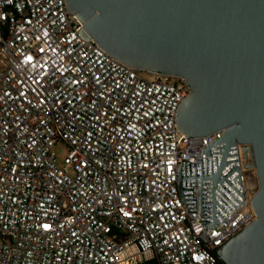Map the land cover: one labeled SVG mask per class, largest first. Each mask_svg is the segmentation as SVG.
Wrapping results in <instances>:
<instances>
[{
  "label": "built area",
  "instance_id": "built-area-1",
  "mask_svg": "<svg viewBox=\"0 0 264 264\" xmlns=\"http://www.w3.org/2000/svg\"><path fill=\"white\" fill-rule=\"evenodd\" d=\"M82 25L65 0H0V264H221L217 247L256 218L244 144L243 201L205 229L179 167L224 129L185 136L186 80L129 66Z\"/></svg>",
  "mask_w": 264,
  "mask_h": 264
},
{
  "label": "water",
  "instance_id": "water-1",
  "mask_svg": "<svg viewBox=\"0 0 264 264\" xmlns=\"http://www.w3.org/2000/svg\"><path fill=\"white\" fill-rule=\"evenodd\" d=\"M107 53L139 69L181 76L191 88L177 128L187 137L220 128L199 163L182 160L178 184L200 222L215 228L242 201L237 143L246 178L257 179L256 218L217 247L224 264H264V0H65ZM250 158V162L247 158Z\"/></svg>",
  "mask_w": 264,
  "mask_h": 264
},
{
  "label": "rangeland",
  "instance_id": "rangeland-1",
  "mask_svg": "<svg viewBox=\"0 0 264 264\" xmlns=\"http://www.w3.org/2000/svg\"><path fill=\"white\" fill-rule=\"evenodd\" d=\"M53 152L57 157V161L59 163L62 162L63 157L66 155L68 148L67 145L63 141H57L54 146L52 147Z\"/></svg>",
  "mask_w": 264,
  "mask_h": 264
},
{
  "label": "trees",
  "instance_id": "trees-1",
  "mask_svg": "<svg viewBox=\"0 0 264 264\" xmlns=\"http://www.w3.org/2000/svg\"><path fill=\"white\" fill-rule=\"evenodd\" d=\"M218 255V254H217ZM219 262L221 263V264H224V262H223V260L221 259V258H219ZM143 264H157L155 261H150V262H145V263H143Z\"/></svg>",
  "mask_w": 264,
  "mask_h": 264
},
{
  "label": "snow or ice",
  "instance_id": "snow-or-ice-1",
  "mask_svg": "<svg viewBox=\"0 0 264 264\" xmlns=\"http://www.w3.org/2000/svg\"><path fill=\"white\" fill-rule=\"evenodd\" d=\"M45 227H47V225Z\"/></svg>",
  "mask_w": 264,
  "mask_h": 264
}]
</instances>
